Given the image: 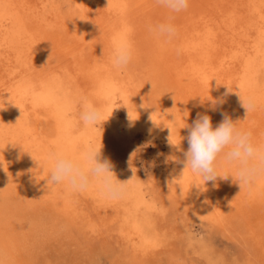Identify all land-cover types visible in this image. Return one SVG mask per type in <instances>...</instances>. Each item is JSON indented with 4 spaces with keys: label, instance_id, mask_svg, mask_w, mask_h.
Instances as JSON below:
<instances>
[{
    "label": "bare ground",
    "instance_id": "bare-ground-1",
    "mask_svg": "<svg viewBox=\"0 0 264 264\" xmlns=\"http://www.w3.org/2000/svg\"><path fill=\"white\" fill-rule=\"evenodd\" d=\"M150 12L152 19L159 18L155 26L161 19L175 27L171 39L150 31ZM146 41L153 88L161 100L146 103L147 109L135 101L132 78L133 62ZM121 45L131 50L132 58L117 69L112 58ZM66 72L78 82L77 88L60 98L59 89L69 86ZM226 84L233 90L227 95ZM239 93L254 104L247 117ZM210 96L223 101L215 110L207 100ZM119 98L138 118L131 124L128 111L122 124L117 121L114 103L108 102ZM85 101L102 109L110 131L117 134L119 125H125V138L141 130L144 136L159 133L167 141L170 127L173 141H181L180 150L173 148L178 156L175 183L190 186L205 209L219 215V206L245 202L256 205L264 216V176L242 190L231 176L205 184L203 176L184 170L180 163L198 114L209 115L214 128L228 116L238 128L251 132L255 145L264 146V0H189L188 8L179 13L157 0H0V130L7 138L0 140V162L6 169L0 165V264H91L110 250L81 245L68 217L72 189L66 183L47 186L53 155L83 163L87 148L95 145L102 147L100 159H105L99 130L103 122L85 126L81 113L67 116L73 104ZM152 113L158 125L150 122ZM215 166L225 176L236 171L223 154ZM99 185L95 180L87 188L88 196L96 203L99 199L116 205ZM128 211L120 235L131 244L132 254L127 257L113 248L111 255L118 264H145L155 241L146 238L136 209Z\"/></svg>",
    "mask_w": 264,
    "mask_h": 264
},
{
    "label": "rangeland",
    "instance_id": "rangeland-1",
    "mask_svg": "<svg viewBox=\"0 0 264 264\" xmlns=\"http://www.w3.org/2000/svg\"><path fill=\"white\" fill-rule=\"evenodd\" d=\"M147 15H150L149 17L152 19L151 16L154 14L150 12ZM157 19H159L158 16L156 19H152V22L149 19L151 24L147 20L149 29L155 26ZM158 21L159 23L163 22L161 19ZM148 54L146 41V44H141L139 56L132 66L135 101H138L140 104L161 102L154 88H152V68L149 63L150 58ZM67 73L64 75L69 78V86H66V90L62 89L63 91L59 89L60 91L57 95L60 98H65L68 94L71 95L69 91L71 87L77 88L76 83L78 82L71 79ZM84 97L79 96L77 99L82 100ZM108 102L114 103L111 104V107L117 113V121L122 124V119L129 109L126 101L119 98L116 102L112 99ZM130 105L134 107L133 104ZM73 107V109L67 110L69 118L78 116L81 113L80 110L83 111V108H81L83 104H73ZM105 122L99 126L102 143L106 147L104 148L105 159L108 158L109 161L111 159V163L115 165V175L117 178L121 181L130 179V184L127 181L126 195L120 197L121 199H115L117 201L116 205L108 204V206L104 205L97 198L96 203V200H92L91 195L88 196L86 192L87 188H90L89 186L95 181L91 177L89 186L85 190H82L83 193L76 192L75 189L70 191L71 208L68 217L81 245L85 247L89 245L88 248L92 247L94 250H97L98 247L110 250L116 248L115 252L119 254L125 253L128 255H126L127 257H130L133 248L130 243L128 244L121 237L120 226L123 224L124 217L127 218L129 216L130 212L128 210L136 209L141 221V227H144L143 230L145 229L146 238H151L152 240H149L155 241V255L153 253L149 260H145V264H186L184 263L186 261L187 264H264V216L260 214V209L256 205L251 206V204L245 202L235 205H222L218 207L219 215H215L214 210L205 209L199 197H195L191 193V189L188 188L190 186H178L175 183L176 178L174 174L178 156L167 141L159 136V133L144 136L142 131L138 130L133 135L125 138L127 136L124 128L125 125H119V133L117 135L116 132L110 131L108 123ZM0 140H7L1 134V130ZM106 153H108V157ZM114 153L115 156L112 155ZM130 158L132 167L136 169L134 177H132L133 172L129 167ZM116 167L118 169L121 167V169L118 170ZM99 186L101 188V185ZM136 199L139 200L136 201ZM139 207L141 209H138ZM116 238L119 239L116 240ZM122 245H125V247ZM110 250L106 251V254H103L104 256L94 259L91 264H118L116 259L112 257ZM160 253L161 256L159 255ZM153 257L155 258L153 259ZM170 257L173 258L171 261ZM174 258L175 261H173ZM177 259L180 261H177Z\"/></svg>",
    "mask_w": 264,
    "mask_h": 264
},
{
    "label": "clouds",
    "instance_id": "clouds-1",
    "mask_svg": "<svg viewBox=\"0 0 264 264\" xmlns=\"http://www.w3.org/2000/svg\"><path fill=\"white\" fill-rule=\"evenodd\" d=\"M157 3L174 13L184 11L189 6V0H157ZM150 31H153L157 36L171 39L176 30L170 23H160L154 28H150ZM131 58V50L127 46H117L114 49L112 64L115 68L121 69L128 65ZM232 91L228 86L225 95ZM239 95L241 106L246 109L247 117L254 108V104L240 93ZM207 100L211 102L213 110H215L217 103H223V101H217L211 96ZM141 107L147 109L150 106L142 104ZM103 116L102 109L89 104L87 101L84 102L80 118L85 126L100 124L103 121ZM136 119L138 118H133L128 110L130 124ZM149 120L153 125H158L153 119V113L149 115ZM168 128L167 141L169 146L180 150L181 141L179 143L173 141L171 128ZM187 140L189 146L183 152V160L180 163L184 165V170L191 168L194 173L203 176L205 184L216 180L217 177L227 180L231 176L243 190L246 185L250 186L259 177L264 176V146L255 145L252 141L251 132L238 128L228 116H225L219 126L214 128L209 115L198 114L197 119L189 129ZM101 150L102 147L89 146L85 152L83 163H78L62 155L50 157L54 163L51 173L47 177V186L66 183L69 188L82 191L89 186L91 177L100 183L102 190L109 197L113 199L122 197L127 191V181L130 179L127 181L119 180L109 160L104 159L102 161L100 159ZM221 154H223L225 163L235 166L236 171L233 174L225 176L218 173L215 162ZM32 157L36 160L33 155ZM0 165L3 163L0 162ZM129 167L133 172L132 177H134L136 169L131 165V158L129 159ZM37 178L39 179V177ZM200 187L203 189L202 186Z\"/></svg>",
    "mask_w": 264,
    "mask_h": 264
}]
</instances>
